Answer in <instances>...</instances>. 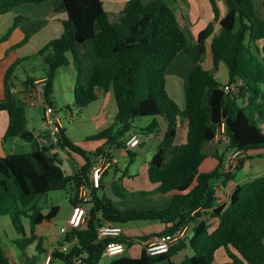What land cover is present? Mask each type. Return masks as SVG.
<instances>
[{"label":"trees","instance_id":"16d2710c","mask_svg":"<svg viewBox=\"0 0 264 264\" xmlns=\"http://www.w3.org/2000/svg\"><path fill=\"white\" fill-rule=\"evenodd\" d=\"M52 1L0 0V17L23 5L40 6ZM209 1L214 18L199 33L197 45L204 57L211 40L209 48L214 70L205 68L202 63L190 69L183 110L168 95L166 84L169 68L189 48V37L174 9L164 0L150 3L129 0L117 14L106 11L103 0H63L66 19L62 36L9 67L5 101L0 103V112L9 116L5 139L20 138L27 142L34 139L27 128V105L18 97L14 85L16 70L32 57L42 60L47 81L45 99L56 110L52 98L55 81L59 71L70 65L71 58L79 63L75 106L84 109L96 102L98 90L112 92L117 105L113 125L87 138L104 142L95 152H88L72 142L64 128L61 131V147L68 149L71 156L77 154L84 159V165L73 175H68L62 161L47 149L0 158V217L11 219L20 236L14 242L17 248L25 252L37 243V250L44 252V239L35 234V229L54 220L60 209L54 206L45 214L38 206L40 197L70 186V203L77 205V191L88 184L97 157L108 153L109 159L114 160L108 151L110 148L126 149L136 119L151 118L141 133L153 134L161 131L159 118H162L167 122V130L148 170L155 189L139 194L170 195L169 205L158 210H121L112 199L96 193L93 203L87 207L85 225L68 233L61 243L71 244L68 252L54 250L51 261L73 264L76 256L86 254V264H99L110 240L98 241V229L108 222L120 225L159 222L165 225V229L155 235L160 237L189 228L205 217L168 253L150 256L144 246L140 257L120 256L110 264H213L216 253L222 248L229 258L223 264H264V175L237 185L228 204L217 206L215 182L224 178L223 183H227L236 174L224 173L222 158L213 171L201 170L208 157L205 146L214 140L222 124L230 147L242 150L246 159L250 152L264 151V121L261 124L264 119V18L258 12L257 0H221L226 7L223 16L216 0ZM261 4L264 8V0ZM21 20L22 17L16 18L14 27ZM88 44L93 47L96 61L85 85L78 49ZM220 65L227 69L228 83L238 84L235 93H226V84L218 81L216 72ZM23 85L26 89L22 96L37 88L31 77ZM183 123H186V144L180 146L177 145L178 131ZM128 153L132 163L137 154ZM245 160L237 171L242 169ZM25 219L30 223L29 236ZM214 219L218 220V226L212 230L209 220ZM119 241L129 247L133 245V239L124 235ZM186 250H191L192 255H186L177 263L175 258ZM0 264H13L3 247L1 233Z\"/></svg>","mask_w":264,"mask_h":264},{"label":"crops","instance_id":"0c3cea01","mask_svg":"<svg viewBox=\"0 0 264 264\" xmlns=\"http://www.w3.org/2000/svg\"><path fill=\"white\" fill-rule=\"evenodd\" d=\"M103 1H104V7H105L106 11H108L109 13H112V14H117V13H120L124 9L126 3L129 0H103ZM151 1H153V0H145L146 3H150ZM164 1L171 8L174 9L175 13L177 11L178 14L176 13V16L180 22L181 27L185 31L187 29H191L193 31V34L195 35L194 37H196V38H198L199 33L202 30H204L205 27L208 25V23L214 18L213 8H212V5H211L209 0H164ZM257 1H258V6H257L258 12L261 15V17L264 18V8L261 4V0H257ZM216 2L218 4L221 16H223L226 12V7L221 0H216ZM55 4H57V6ZM60 4H62L63 9H61L62 7H60ZM12 12H10L8 14H11ZM6 15H3V16H6ZM25 15H27L26 16L27 19L33 20L32 26L34 28H35V26H38V29H40L41 26L43 28L46 27L45 29H43L44 30L43 42H41L40 45H42V46L46 45L51 40L60 38L62 36V34H63V22L66 19V13H65L63 0H54L52 2L44 3V4L40 5L38 7V9H29ZM3 16L0 17V20H2ZM2 22L3 21H1V24H0V33L4 32L6 30V29H4V24L9 25L10 19H9V21H7V23H2ZM182 24H185V26H183ZM217 31H218V29H217ZM6 36H7V34H5L2 38L0 37V44L2 41H4L5 39L8 38V37L6 38ZM188 37H189V35H188ZM210 42H211V40H209V42H208L207 54L204 57L202 56L200 49L197 45V40H196V46L193 48V50H191L189 52L185 51V52L180 54V56L178 57L176 62L169 68V71H171L170 74L173 75V76H171V79H174L175 83H177V81L181 80L182 78H186L190 69L195 64L202 63L205 68L212 70V71L214 70L213 60H212L211 52H210V48H209ZM42 46H40V47H42ZM91 47H92V45L88 44L87 47H85V48L81 47L78 49V54H79L80 49L84 50V54L80 56L82 75H84V68L82 66L83 61L85 59V56L87 55V51H91ZM38 49H40V48H37L35 51L39 52L40 50H38ZM92 49H93V47H92ZM8 50H6L5 52L4 51L0 52V64H2V66H3V62L6 61V58L8 55L7 54ZM94 54H95V52H94ZM88 55L90 58V64H91L90 71L91 72L85 71V73H87V74L89 73V75H87L86 79H84L85 85H87L89 82V79H90L89 77H91V74L93 72V68L95 65V61H96L95 55L93 56L91 52H88ZM40 60H41V58H40ZM16 61L17 60H15V62ZM15 62L14 61L12 62V60H11L10 63L7 64L6 67L0 68V103L5 101V79H6L7 70ZM41 62H42V60H41ZM66 68L67 69L69 68V70L72 74L73 73L75 74L77 72L79 73V63L77 61L73 60L72 58H71L70 65ZM59 73H60V71H59ZM59 73H58V75H59ZM224 73H225V78H224V81L222 82L223 85L228 83V74H227L226 67L224 65H220L218 67L217 72H216V77H218L219 75L224 74ZM58 75H57V77H58ZM28 78H30V76H28V77L25 76V77L21 78L20 82L18 83L19 85L16 86V75L14 77L15 92L18 94L19 98H21L23 92H25L26 88L24 87L23 84L27 81ZM31 78H34L35 83H37L38 81L44 79V75H42L40 77H31ZM56 80H57V78H56ZM74 85L76 87V84H74ZM70 90L72 92H74V94H75V89H70ZM97 93L99 95V98L97 101H99L101 99L102 106L99 108V110L97 112L94 113V115H91L93 122H92V124L91 123L90 124L93 125V127H90V129H88V130L85 129L86 131H91V132H89V133L85 132V134H83L84 138L79 140V142H75L68 135L67 129L64 126V130L66 131L67 137L72 142L81 146L84 150L91 152V153L95 152L99 147H101L104 144V142H92V141H88L87 138L92 136V135H95V134L101 132L102 130H104L105 128L113 125V123L115 122L116 113H117V105H116L113 93L112 92L105 93L102 90H98ZM180 94L185 95V89H183V91L180 92ZM55 107L57 108L56 103H55ZM68 107H70V106H68ZM42 118H43V111L39 114V117H38L39 122L36 121V119H37L36 116H34L31 119H29L27 116V122H28L27 128L29 131H31L34 134V139L32 141V145H31L30 143H27V141H23L20 138L5 139V134H6V131L8 128V124H9V116L6 112H0V158H5V157L13 155V154L33 153V152L39 151L40 149H39V146L37 143V138L40 135ZM263 121H264V119L261 121L262 122L261 124H263ZM159 123H160L161 132H156L153 134H142L141 135V134H138L136 131L133 130L130 134L131 135L136 134L140 139V144H139L138 148L136 147V148L131 149V150H128V149H125V150L133 152V151H135V149H139L142 146L149 147L150 144H152L154 150L158 149L159 145L163 141V135H164L165 131L167 130V122L165 119L159 118ZM183 125L186 126V123H183L180 126V129L178 131L177 145H180V146H183L186 144V127L184 128ZM143 128H145V127H143ZM181 130L183 133L180 136ZM82 132H84V130ZM130 134H129L128 138L130 137ZM128 138H127V140H128ZM179 138H181L180 142H179ZM113 149H114V147L110 148L108 151H110L113 154ZM122 149H124V148H122ZM133 153H135V152H133ZM205 153L207 154L208 157L205 160L201 170L203 172H211L218 167L219 162H220V158H222V159L225 158V156L227 154V150H225V148L223 146L218 145L214 141H212L205 146ZM247 155H248V158L245 160L242 169L240 171H238L237 173H235L236 175L232 180H230L227 183H223L224 178H222L216 182L215 189H216V193H217L216 194L217 206L228 204L229 199H230V197H231V195H232V193H233V191L237 185L251 181V180H253L254 177L256 178V176L258 178V177H260L259 175H261V176L264 175L263 174L264 173L263 172L264 171V151L250 152ZM74 156H76L78 158L76 160L77 168L83 166L84 165V159L77 154H75ZM152 157H151V159H152ZM71 158H72V156H71ZM113 159H114V164H115L113 167L115 170V175L119 176V174L122 173L121 169L117 165V162L115 161L114 155H113ZM151 159L149 160V163H150ZM256 159L260 160V162L258 164L253 165V161ZM63 161L64 160H62V163H63ZM248 162H250L249 168L246 167ZM148 170H149V168H147L146 172L143 175V180L145 182V186H144L145 188H143V189L138 188V190H137L138 193L143 192V191H152L155 189V186L149 180ZM110 171L106 172L104 174L103 180H102L103 181L102 189L97 192V195L100 197L103 195L109 197L110 199H112L114 201V203L116 204V206L119 209H121V210H125V209L158 210V209H164L169 205L170 200H171L170 195H156V197L154 199V203H152V206H143V208L140 209L141 205L139 203L134 202V200L132 198H130L129 192L126 190V187L123 186V184L121 183L120 178L117 181L116 185L112 186L110 189V187L108 186L107 181H106V178L109 175ZM125 174H127L128 179H132V178L138 176V174L130 173L129 169H127L125 171V173L123 174V177L126 176ZM133 189H135V188H133ZM69 204H70L69 214H68V217L66 220V224L62 227H65L67 225L68 219L72 214L73 205L70 203V199H69ZM204 219H205V217L201 218L199 220V222H201ZM10 222L12 223L11 219H10ZM199 222L192 224L189 227V231L193 232L192 229H195V227L199 224ZM209 223L212 224V228H211L212 230H215L218 226V220H215V219L209 220ZM44 224H46V223H43L41 225H44ZM41 225H39V226H41ZM12 227L14 228L13 224H12ZM164 229H165V225H163L159 222H144L143 224L140 223V226L138 225L135 227H131V228H128L127 230L124 229L125 230L124 231V237L129 238V239H133V241L135 239H138L141 243V252H142L143 247L146 245V243L148 241H150L151 239L155 238V235L161 233ZM14 230H15V228H14ZM136 230L137 231L141 230L143 233L142 236L137 235ZM35 234L38 237H42L44 239V236H40L36 233V229H35ZM18 237H20V236L17 234V231L15 230V235L13 236V238L7 237L9 240V243L5 244L4 241L2 240L3 247H4L5 251L7 252V254L9 255V257L11 258L12 262H13V258L11 257V255L16 257L15 252L17 250L16 249L17 246L15 245L14 242L19 239ZM145 237H149V239L146 240V239H144ZM63 239H64V237L61 236L58 239L54 238L53 240H51V242L49 244L51 246V248H49V249L47 247H43V245H42V247L44 249L43 253H40L37 250V248H36L37 243L31 245L30 247L32 248V246H35V250L40 255H45L44 256V262H43V264H45L46 255L48 257L50 253L52 254V252L57 247H59L61 245V243L63 242ZM12 245L16 246V248H15L16 250L12 247ZM132 246H134V244ZM131 247H129V248L131 249ZM188 251L189 250H186L184 253H182L184 255V257L187 255L186 252H188ZM123 256H127V255H123ZM128 257H131V256H128ZM103 258L110 259V261L108 262V264H110L117 257H113V258L103 257ZM181 260H182V258L180 259V262H181ZM53 262H55V261H53ZM27 263L31 264V260L29 259L27 261ZM60 264H62V263L60 262Z\"/></svg>","mask_w":264,"mask_h":264},{"label":"rangeland","instance_id":"374dc122","mask_svg":"<svg viewBox=\"0 0 264 264\" xmlns=\"http://www.w3.org/2000/svg\"><path fill=\"white\" fill-rule=\"evenodd\" d=\"M57 6V4H55ZM39 6L35 5H23L16 10H14L11 14H7L6 16H3L2 23H7L10 19L9 25L4 24V29H6L4 32L0 33V37L2 38L5 34H9L8 38L1 42L0 44V52L8 50V55L6 58V61L0 64V68L6 67L7 64L15 60H18L19 58H27L29 56L35 55L38 51H35L37 48H40L38 50H41L44 48L45 45H40L41 42H43V33L46 27H42L38 29V26H35V28L32 26L33 20L27 19L25 15L26 12H28L29 9H38ZM61 9H63L62 4H60ZM177 13V11H176ZM178 14V13H177ZM22 17V20L18 22L17 27H14L16 23V18ZM185 26V24H182ZM188 26V25H187ZM185 28V27H184ZM189 28V27H188ZM189 35V48L188 52L193 50V48L196 46V40L197 38L194 37L193 31L191 29L186 30ZM40 41V42H39ZM42 46V47H40ZM87 51V50H86ZM85 51V52H86ZM186 51V52H187ZM88 52H91L94 56V51L91 47V51H87V55L85 56V59L83 61V68H84V75H82V82L85 83L84 79H86L87 75L89 73H85V71L89 72L91 68L90 64V58L88 55ZM84 54V50H79V57ZM202 57V56H201ZM81 60V58H80ZM199 61V60H198ZM43 63L41 62L39 57H32L31 59L26 60L24 63H22L19 68L16 70V86L19 85L20 79L25 76L30 77H40L44 75L43 73ZM91 72V71H90ZM171 71L168 70L167 73V84H166V90L170 98H172L179 108L181 110L185 107V95L180 94V92L185 89L186 92V78H182L181 80H178L177 83H175L174 79H171L170 74ZM90 78V77H89ZM225 78V73L221 74L217 77L219 82H223ZM77 79H78V72L77 73H71L69 68L66 67L60 70V73L57 77V80L54 85V93H53V100L55 101L57 105V110L60 118L63 121V125L67 129L68 135L71 137V139L75 142H79V140L83 139V134L85 132L89 133L91 131H86L85 129H90V127H93L92 124V117L91 115H94L95 112L99 110V108L102 106L101 99L97 102L91 103L84 109H79L75 106V94L70 89H75V85H77ZM43 80V79H42ZM37 84V83H36ZM41 85V83H40ZM24 96H22L23 99ZM70 106V108H68ZM43 111V106L39 105L36 107H26L27 116L29 119L33 118L34 116L37 117L36 121L39 122L38 117L39 114ZM151 118H138L135 120L133 130L136 131L138 134L141 133V130L143 127H147L150 122ZM91 123V124H90ZM184 128L186 127L183 125ZM84 130V132H82ZM161 132V131H160ZM182 130L180 132V136L182 135ZM142 135V133H141ZM25 141V140H23ZM181 141V138H179V142ZM27 143H30L32 145V141H29ZM149 143V142H148ZM138 148V147H137ZM225 150H227V146H224ZM157 150V149H156ZM156 150L153 149L152 144H150L149 147L142 146L139 149H135V152L137 155L134 159V162L131 163V158L129 156L128 151L125 149H119L114 147L113 149V155L115 157V161L117 162V165L121 169V174L115 175L114 165L113 169H109L106 172L110 173L106 178L108 186L111 187L115 186L117 181L120 178L121 183L123 186L126 187V190L129 192L130 198L134 200V202L139 203L140 209L143 208V206H152V203H154V199L156 197L155 194H150L147 196H141L138 193V188H145V182L143 180V175L146 172L147 168H149V160L151 157L155 154ZM261 152V151H260ZM75 154H72V158L65 159L63 161V169L67 172V174L72 175L75 174L77 171V163L76 160L78 159ZM246 156L243 154L240 159L239 167L241 164V161L245 160ZM260 160H254L253 165L258 164ZM224 163V160H223ZM238 167V168H239ZM246 167H250V162L247 163ZM259 168V167H258ZM257 168V169H258ZM129 169V172L132 174H138L137 177H134L132 179H128L127 174L123 177V174L125 171ZM256 169V170H257ZM224 170V165H223ZM105 172V173H106ZM236 171L235 173H237ZM262 172V171H261ZM264 172V171H263ZM225 174H228L225 172ZM264 174V173H263ZM261 176V175H259ZM255 178V177H254ZM253 178V179H254ZM257 178V176H256ZM217 182V181H216ZM215 182V184H216ZM135 188V189H133ZM71 189L70 186L63 191H53L50 193H47L40 197L38 200V206L43 210L45 214H48L52 207L58 206L59 212L57 216L52 220L51 222H48L44 225L36 227V233L40 236H44L43 240V247H47L48 249L51 248L49 245L51 240L54 238L58 239L61 237V229L62 226L66 224V220L69 214V199L71 196ZM25 230L30 235V223L27 219L24 221ZM140 223L143 224L144 222H129L126 224H123V229L127 230L128 228L140 226ZM212 225V224H211ZM124 230V231H125ZM194 231V229H192ZM0 233L2 240L5 244L9 243L8 238H13L15 235V230L12 227V223L10 222V218L7 216L0 217ZM136 234L139 236H142V231H137ZM190 234V231L188 232V235ZM8 237V238H7ZM19 238V237H18ZM11 240V239H10ZM134 246L128 248V252L125 254L127 256H131V258H138L141 255V243L138 239H135L133 241ZM12 247L15 249L16 246L12 245ZM17 249V250H16ZM16 257L12 256L13 258V264H28L27 261L30 259L31 264H43L44 262V256L40 255L36 250L35 246L29 247V249L25 252L20 250L19 248H16ZM7 253V252H6ZM187 255L191 256L192 251L189 250L186 252ZM48 257H51V253ZM46 255V262L47 259ZM184 258L183 254H180L175 258V261L178 263L180 262V259ZM110 259L103 258L99 264H108ZM229 261V258L227 256V252L224 248L220 249L215 256V261L213 264H223ZM49 264H60V261L55 260V262H52L50 260Z\"/></svg>","mask_w":264,"mask_h":264},{"label":"built area","instance_id":"2783aa9c","mask_svg":"<svg viewBox=\"0 0 264 264\" xmlns=\"http://www.w3.org/2000/svg\"><path fill=\"white\" fill-rule=\"evenodd\" d=\"M41 83V85H40ZM46 79L37 82V88L31 90L23 97V101L28 107L43 106V118L41 122L40 135L37 143L40 150L47 149L51 155H56L58 160L71 158L68 149L61 147L62 137L61 131L64 128L63 121L58 111L51 106L45 99ZM238 89L237 83H227L224 87L226 93H235ZM216 144L227 146V154L224 158V170L228 174H233L238 170L241 156L244 154L242 150L230 147V139L226 133L225 125L217 128L216 135L213 140ZM140 139L136 134L130 135L126 141V149L131 150L138 147ZM114 160L109 159L108 153H103L95 160L89 176L88 184H83L77 191L78 203L72 207V214L68 219V223L61 229V236L66 237L68 233L81 229L86 222L87 207L93 203L94 195L101 189L102 180L105 172L111 169ZM189 228L186 227L173 234L155 237L146 243V251L150 256H158L168 253L173 245L188 237ZM124 235L123 226L115 223H105L98 229V241L110 240L107 243L103 257H120L125 255L129 246L125 242L119 241ZM77 239L74 240L76 242ZM69 243L60 245L55 249L60 253L68 252ZM86 254L76 256L73 264H86ZM51 257H48L47 264L50 263Z\"/></svg>","mask_w":264,"mask_h":264},{"label":"water","instance_id":"95a60500","mask_svg":"<svg viewBox=\"0 0 264 264\" xmlns=\"http://www.w3.org/2000/svg\"><path fill=\"white\" fill-rule=\"evenodd\" d=\"M227 117V111L225 110L224 111V118H226Z\"/></svg>","mask_w":264,"mask_h":264}]
</instances>
